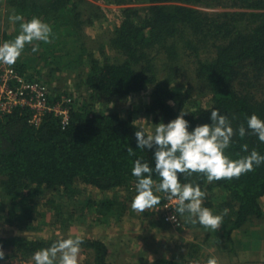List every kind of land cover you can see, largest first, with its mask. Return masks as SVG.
Here are the masks:
<instances>
[{"label": "trees", "instance_id": "trees-1", "mask_svg": "<svg viewBox=\"0 0 264 264\" xmlns=\"http://www.w3.org/2000/svg\"><path fill=\"white\" fill-rule=\"evenodd\" d=\"M99 2L118 7V23L92 37L86 30L105 16ZM2 60L46 84L53 103L73 99L66 127L54 114L34 126L23 107L0 116L5 223L41 230L50 221L35 225L38 204L74 197L79 185L115 193L88 204L117 219L118 191L154 194L160 228L171 227L165 201L182 197L184 226H212L230 244L264 221V0H0ZM145 92L147 114L161 123L152 135L109 108ZM65 249L116 264L103 240L71 234L0 235V264Z\"/></svg>", "mask_w": 264, "mask_h": 264}, {"label": "rangeland", "instance_id": "rangeland-1", "mask_svg": "<svg viewBox=\"0 0 264 264\" xmlns=\"http://www.w3.org/2000/svg\"><path fill=\"white\" fill-rule=\"evenodd\" d=\"M98 5L103 7L105 16L97 21L95 26L86 30V33L92 37L108 34L118 23L115 10L118 8L117 6L107 2H99ZM2 62L8 63L6 60H2ZM76 95L80 94L76 93L75 97ZM85 97L86 95H84ZM203 99L205 104L208 99ZM147 103L148 92H145L130 98L125 103L111 102L109 108L119 112L124 118L132 117L136 124L144 127L152 135L154 131L160 129L161 123L154 124L153 118L146 112ZM100 109L106 110L105 105ZM79 189L80 193L74 197L70 194L57 195L53 206H49L53 209L52 211L46 204L49 198H45L46 201L38 204L34 209L36 212L35 225L42 223L43 215L48 216V221H50L43 226H38L41 229L39 231H31L28 228H25L26 232L19 231L17 227L5 223L1 218V214L4 213H2L3 205L0 204V235L25 234L27 237L36 239L51 238L56 234H71L77 237L99 238L110 249L109 260L121 264H137L136 256L139 247H141L140 250H146L147 254L152 253L154 257H166L171 261L188 262L189 264L198 262L206 264H264V221L249 226L250 240L235 233V243L230 244L225 239L216 237L217 233L212 226L208 228L201 226L202 228L192 230L184 225L181 229H174L163 224V227L160 228L158 226L160 218L155 212L158 210L155 204L157 202L152 193L150 195L142 192V197L138 198L135 193H128L125 189L118 191V195L122 199L121 203L125 204V211L122 217L117 219L114 216L102 215L97 210V204L90 206L88 204L98 203L106 198L114 199L115 193L105 194L93 187L83 185H79ZM2 194L0 192V196ZM57 218H60L62 222ZM23 225L27 224L23 223ZM61 225H68V228L66 226L62 228ZM61 228L66 230V233H62ZM209 231L212 235L205 239L206 233ZM200 239H202L201 245L198 242ZM156 252L159 256L153 255ZM38 259L27 263L15 260L6 264H94V256L81 249H65L52 256Z\"/></svg>", "mask_w": 264, "mask_h": 264}, {"label": "built area", "instance_id": "built-area-1", "mask_svg": "<svg viewBox=\"0 0 264 264\" xmlns=\"http://www.w3.org/2000/svg\"><path fill=\"white\" fill-rule=\"evenodd\" d=\"M51 94L46 84L30 81L8 63L0 62V116L11 113L17 107H23L30 109L31 124L34 126H40L46 115L54 114L61 119L63 127H66L71 116L68 104H71L73 99L64 98L53 103ZM184 202V198L177 196L167 199L163 204L164 221L174 229L183 226L177 210Z\"/></svg>", "mask_w": 264, "mask_h": 264}, {"label": "crops", "instance_id": "crops-1", "mask_svg": "<svg viewBox=\"0 0 264 264\" xmlns=\"http://www.w3.org/2000/svg\"><path fill=\"white\" fill-rule=\"evenodd\" d=\"M140 248L141 247H139V249H138L139 251H138L137 256H136L138 258L137 264H148V263L153 262L157 258V257L152 256V253L147 254L146 250H144V249L140 250ZM109 252H110V249H109ZM153 255L159 256V254L157 252L154 253ZM116 264H121V263L117 262Z\"/></svg>", "mask_w": 264, "mask_h": 264}]
</instances>
